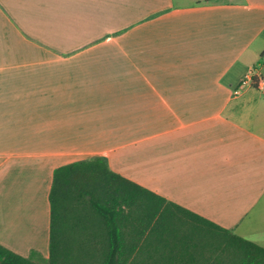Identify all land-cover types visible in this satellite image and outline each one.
Segmentation results:
<instances>
[{
	"label": "crops",
	"instance_id": "crops-1",
	"mask_svg": "<svg viewBox=\"0 0 264 264\" xmlns=\"http://www.w3.org/2000/svg\"><path fill=\"white\" fill-rule=\"evenodd\" d=\"M91 158L264 248V0H0V246Z\"/></svg>",
	"mask_w": 264,
	"mask_h": 264
},
{
	"label": "trees",
	"instance_id": "trees-1",
	"mask_svg": "<svg viewBox=\"0 0 264 264\" xmlns=\"http://www.w3.org/2000/svg\"><path fill=\"white\" fill-rule=\"evenodd\" d=\"M48 258L0 246V264H264V248L91 158L53 171Z\"/></svg>",
	"mask_w": 264,
	"mask_h": 264
},
{
	"label": "built area",
	"instance_id": "built-area-1",
	"mask_svg": "<svg viewBox=\"0 0 264 264\" xmlns=\"http://www.w3.org/2000/svg\"><path fill=\"white\" fill-rule=\"evenodd\" d=\"M248 82H252L250 76H246V77L243 79L242 84H246V83H248Z\"/></svg>",
	"mask_w": 264,
	"mask_h": 264
},
{
	"label": "rangeland",
	"instance_id": "rangeland-1",
	"mask_svg": "<svg viewBox=\"0 0 264 264\" xmlns=\"http://www.w3.org/2000/svg\"><path fill=\"white\" fill-rule=\"evenodd\" d=\"M238 237H240V236H238ZM241 238V237H240ZM243 239V238H242Z\"/></svg>",
	"mask_w": 264,
	"mask_h": 264
}]
</instances>
